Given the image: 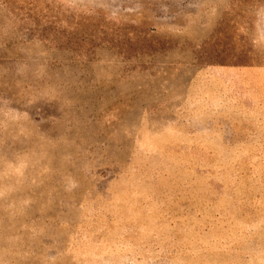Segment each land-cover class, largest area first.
<instances>
[{
    "label": "rangeland",
    "instance_id": "obj_1",
    "mask_svg": "<svg viewBox=\"0 0 264 264\" xmlns=\"http://www.w3.org/2000/svg\"><path fill=\"white\" fill-rule=\"evenodd\" d=\"M0 264H264V0H0Z\"/></svg>",
    "mask_w": 264,
    "mask_h": 264
}]
</instances>
